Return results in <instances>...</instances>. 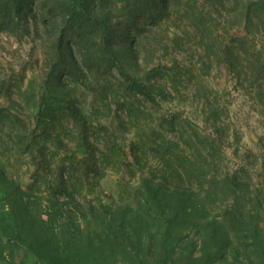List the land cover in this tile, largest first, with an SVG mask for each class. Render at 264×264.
<instances>
[{"label":"rangeland","instance_id":"obj_1","mask_svg":"<svg viewBox=\"0 0 264 264\" xmlns=\"http://www.w3.org/2000/svg\"><path fill=\"white\" fill-rule=\"evenodd\" d=\"M131 1L78 11L156 105L83 65L74 0H31L0 28V264H264V0H163L151 19Z\"/></svg>","mask_w":264,"mask_h":264},{"label":"trees","instance_id":"obj_2","mask_svg":"<svg viewBox=\"0 0 264 264\" xmlns=\"http://www.w3.org/2000/svg\"><path fill=\"white\" fill-rule=\"evenodd\" d=\"M30 1L31 0H0V22L2 21V23H0V28L2 29L5 26L8 27L11 24L15 25V19L20 18L19 15L24 10L25 12L29 10L26 3ZM92 1L93 3L97 2V0ZM74 2L72 8H77V10L71 11L72 15L75 17L72 19L70 28L75 31L78 44H81L85 50V54L82 57L83 65L87 69L95 71L103 68L106 70H117L129 93L140 96L149 103L158 104L157 98L164 97V94L158 93L152 87L142 84L126 73L122 65L117 62L114 55L107 50V45H109L110 42H117L118 36L116 34L115 36L108 34L106 26L100 23V21L94 22L90 21L87 17H82L80 13L81 10L79 9L78 11L80 0H74ZM160 7H165L163 0H132L129 2L128 11L129 14H131L130 16L139 13V15H146L147 19H151L153 18V14H159L157 8ZM261 12H264V5L261 8ZM159 15H162V13ZM96 37H100L99 43L94 40ZM91 53L93 54L91 55ZM74 75L77 76L75 73ZM65 112L77 128L80 136V146L87 156L82 164L83 173L88 177L92 174L98 175V171L92 163L96 158V149L90 143L92 132L87 119L72 103L65 105ZM136 151L139 152L138 149H136ZM137 156L136 154V158ZM163 157L165 159L168 158L165 154H163ZM41 162V160L36 161L38 168L37 175L43 178L44 175H42V172L47 173V171L46 167ZM177 175L180 176V173L177 172ZM38 181H40V178ZM54 192L57 198L70 199L68 188L62 178L60 179L59 186ZM48 216L51 221L57 220L53 213H49Z\"/></svg>","mask_w":264,"mask_h":264}]
</instances>
